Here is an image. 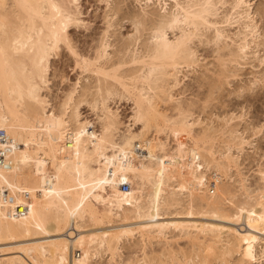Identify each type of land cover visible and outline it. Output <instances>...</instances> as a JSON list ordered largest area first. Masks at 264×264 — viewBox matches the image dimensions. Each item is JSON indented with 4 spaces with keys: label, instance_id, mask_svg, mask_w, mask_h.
<instances>
[{
    "label": "bare ground",
    "instance_id": "1",
    "mask_svg": "<svg viewBox=\"0 0 264 264\" xmlns=\"http://www.w3.org/2000/svg\"><path fill=\"white\" fill-rule=\"evenodd\" d=\"M225 2L174 0L172 12L153 14L147 26L145 17L135 16V29L140 33L139 26L141 31L146 26V38L151 42L145 46L142 42L141 50L129 49L128 56L112 63L107 59V63L105 42H101L103 49L93 46L96 50L91 54L79 51L71 38L69 26L80 23V0H0V129L4 131L0 137V264H91L104 253L115 264H125L117 261L123 239L137 236L146 245L154 240L165 243L176 235L192 243L191 256L195 254L202 263H211L213 256L228 263L234 255L239 264L256 260L255 247L264 235V185H257L256 193L248 198L229 200V208L224 199L234 198L233 191L219 185L211 197L198 193L196 183L201 179H194L195 161L202 159L220 169V164L229 166L234 159L230 153L218 155L216 140L221 127L202 126L205 120L201 114L194 116V103L179 97L184 92L176 93L185 85L189 70L195 73L197 67L206 65L200 64L197 47L191 46L195 37L214 44L230 38L225 34L228 30L220 26L224 19L216 17ZM250 5L247 0L231 3L226 23L236 15L241 18L236 26L243 31L235 33L237 40L230 38L233 47L223 42L216 49L214 68L224 81L234 74L230 66L244 59L248 37L257 33ZM175 29L179 31L175 33ZM62 49L80 73L95 76L92 106H100L104 115L99 134L78 121L80 101L71 106L75 88L56 111L48 110L52 60ZM217 81H209L211 97L221 86ZM112 96L132 102L133 117L142 131L128 130L115 137L117 122L107 106ZM169 104L170 113L161 109ZM152 128L166 140L146 139L144 135ZM230 137L224 140L229 146L234 143V136ZM171 139L175 142L172 148L168 145ZM191 176L195 184L190 183ZM129 180L135 186L127 185ZM175 182L190 194L186 205L178 199L183 193L172 197ZM23 204L27 209L20 213ZM173 213L197 217L156 219ZM182 255L187 261L189 255Z\"/></svg>",
    "mask_w": 264,
    "mask_h": 264
},
{
    "label": "rangeland",
    "instance_id": "2",
    "mask_svg": "<svg viewBox=\"0 0 264 264\" xmlns=\"http://www.w3.org/2000/svg\"><path fill=\"white\" fill-rule=\"evenodd\" d=\"M225 1L226 2L222 7L221 5L219 6L218 9L219 11H217L218 15L216 17L219 20L222 18L224 19V21L220 20L221 21L220 26L221 28L228 30V32L226 31L225 34L227 35L230 34L231 35V36L229 35L230 38L235 41L236 38L238 39V34H236L237 37L236 36L234 37L235 33H237V31L239 30L243 31L242 29H238V26H236L238 25L239 22L241 23V18L234 15L235 18L233 20L231 19L228 22L229 24L226 23L227 17L231 13L230 11L231 3L234 0H225ZM247 2L251 4L250 11H252L251 16L253 17V23L255 24V30H256V31L254 30V33L256 32L257 33L251 36L252 39L250 36H249L250 39L248 37V40H250L249 41L250 45L248 46L249 48L246 49L247 52L244 54L246 56L244 55L242 56L244 59L240 58L241 60H238L240 63L239 62L234 63L233 65L230 66L232 72H234L233 76L231 75L229 78H226L224 81L223 77H219L217 75L215 69L217 68L216 49L218 45L221 44L222 46L224 45L222 43L226 42L231 44V46L229 47H233V41H231L230 38H227L225 40L223 38L224 41L221 42L219 41L218 44H214V42L206 43L204 37L203 39L201 38L202 42L199 40V38L196 39L197 37H195L194 42H192L191 46L194 49L197 47L196 51L198 52L197 56L199 55L198 58H200L199 59L200 64L203 65L204 63L206 65L202 66L204 70L201 67H197L195 73L193 70H189L188 73L186 71L187 69H183V73L187 72L189 78L186 76L184 79L185 85H182L180 89L176 90V93L184 92L183 94H181L182 96L179 95V97H182L183 101L194 103V106L192 108V111L195 114L194 116H199V114H201L199 117L203 121L205 120L203 122L205 124H203L202 126H206L208 128L209 126L212 127L216 126L217 129L221 127L219 129L220 131L218 134L219 139L216 140V149L218 148L217 151L219 152L218 155L224 154L225 152H226L225 154L230 153L233 156L234 163L232 162L229 166H227L228 164L226 165L220 164L223 167L222 168L220 167L219 169L215 167L216 165L213 163L210 164L209 162L206 161H203L202 163V159L201 161L200 159H198L197 161L194 162L193 169L192 167H190L192 164L188 165L189 168L188 170L191 171L190 170L191 168L193 175L195 176V178L191 176L190 183L195 184L197 180H199V178L196 179V177L200 176L201 180L199 181H201L202 183L201 182H197V183H201L202 185L201 184L198 185L197 183L196 185L198 186V188L200 186V189L198 190L197 188V191H199L198 193L199 194L201 193L200 195L202 196L204 195L206 197H211L212 193H214V190L216 189V187L218 188L219 185L221 188L226 189L227 192L233 191L234 198L230 197V199L229 198L227 200L224 199L225 201L224 204L225 205L228 204L227 205L228 207L226 206L227 208H229L232 205V203L229 200L232 199L231 201L234 200L236 201L240 198L241 199L248 198L249 196H252L253 193L254 194L256 193V189L258 188V186L264 185L263 184L264 180L262 179L264 175V171L262 172V170H264V0H247ZM80 5H81L80 13H79L80 23H78L79 25L78 24L70 25L68 29L69 33H71L70 35L71 38L73 39V42L76 44L75 46H77L79 51L87 52V53L90 52L91 54L94 53L93 51L98 49L97 47L98 45L101 46L99 47L100 49L103 46L106 47L108 46V48H106L107 55L105 60L107 61L108 59L110 63H112V60L113 61L117 60V58H119L120 56H124V57L128 56L129 49L131 52L133 50H139L140 48L142 49L143 46H145V43L149 44L151 40L149 41L148 40L149 38H146L149 34V31L147 30L146 26L147 23L150 21L152 15L156 14L158 16H163V15L166 16L170 12H172L175 8L174 0H80ZM135 16L137 17L142 16L143 19L144 17L146 18L145 19L146 28L143 27L144 30L141 31L142 27L139 26L140 33L135 29L133 24L132 19L135 18ZM237 18H239L240 21H237L238 20ZM234 21L235 22L237 21L238 23L237 22L235 23ZM242 21H244V19ZM177 31H179V29H177ZM177 31L175 29V33ZM209 32L212 33L211 31ZM209 32H207V34H210ZM137 33H139L138 35L140 38L137 37ZM169 35L170 38L173 37L172 36L173 34L171 32H169ZM133 37L135 40H133ZM252 40H254L255 42L251 43ZM101 42L102 43L105 42L103 43L104 44L103 46ZM135 42L136 44H134ZM141 43L143 46L141 45ZM65 52L66 51L62 49L59 57L54 56L55 58L54 59L52 58L53 59L52 62L53 61L54 62L52 64V68L50 69L49 84H50L51 92L49 96L47 95L50 103L48 106V110L49 112H51L52 110L56 111L60 107L62 102L66 99V94L70 90L75 88L73 93L74 100L71 101V106L73 105L76 106V103L80 101V103L77 106V113L79 114L77 118L78 121H80L81 123H87L91 125L93 131L99 134V132L101 131L100 130L102 123L101 120L104 115L100 111V106H98L97 108H94L92 106L93 98H94L93 93L96 90L94 88L95 76L91 72L80 73L79 68L74 66V61L72 58H70L69 53L68 52L65 53ZM225 52L226 50H224L223 53ZM108 61L107 63H109ZM132 66L133 65H129V67ZM208 76H210V78ZM206 78L209 80H207ZM216 79H218V81ZM209 81L210 82L217 81L218 85H221L219 86V88H217L218 91L215 88L212 97L211 95H209V92H207L210 90ZM222 82L225 83L222 84ZM191 99L194 101H192ZM205 100L206 103H204ZM107 106H108V111H110L113 114V118L117 122V130L114 132L117 135H115V137H119V135H121V137L122 135H126L128 130L135 133H138L143 130L141 123L136 121L133 117V113H132L133 105L130 100L126 98H119L117 96H112V98H110L107 101ZM164 106L165 105H162L161 109L162 110L165 109L167 110V112L170 113L171 105L169 104L166 105L165 107ZM71 111L73 112L72 108L68 110L69 114H71ZM225 123L228 124L229 126L226 125ZM144 136L149 141H151L155 137H160L161 139L166 140V138H164L165 137L164 135L155 133L154 128H152ZM230 136L234 138L232 139V142L234 143L232 144L230 142V144L232 145L229 146L226 144L224 140L229 138ZM172 141L173 139H171L168 142L170 148H172L175 145L174 144L175 142ZM235 143L236 145L241 144L242 146L237 145V147H239L237 148L234 145ZM226 146H228L229 148ZM221 147L222 149H219ZM220 160L224 161V162L219 161L220 163L225 164L226 162L225 160L223 159ZM260 169H262L261 172ZM193 178L196 179L195 180L196 182L193 181L194 180ZM131 181L132 180L126 182L127 185L135 186L134 181L133 183ZM173 181L175 180L173 179ZM239 181L242 182L240 183ZM173 184L170 185L171 187L172 186L175 187V188L172 187V190L173 191L175 190L176 192H174L175 195H173L172 197L175 196L179 197V195L183 193L178 199L184 200L181 202L183 203V205H186L187 200L189 201L190 198V194L188 190L185 189V187H182L183 189H185L183 192L182 191L183 189L181 190L179 188L180 186H178L177 183L175 185ZM242 184L245 185L244 186L245 188L243 187ZM127 185H123L122 188L126 189ZM263 188L264 186L262 187V189ZM178 190H180V192ZM178 192L179 194L176 195V193ZM229 203H231L230 206ZM172 210H174V207ZM196 217H197L196 215H192V216L186 214L177 215L173 213V214H165V215L157 216L156 219L158 220L164 218L190 219ZM146 219L148 220L155 219V217L146 218ZM175 233L176 232H174L173 234ZM136 237L135 239L131 238L129 240L123 239V241L120 244V248L118 250V254H120L118 255L120 259H118L119 257H117L118 262L123 261L125 262V264L127 263L128 264H172V263L173 264H179V263L207 264L206 262L202 263L201 260L199 262L200 258L199 257L197 258L195 254L194 256H191L194 252L191 253L190 250L191 248L192 249L194 248L192 246L190 247V244L192 245V243H188L187 241L188 239L186 238L183 239L182 237H177V235L172 236V238L170 236L167 242L164 241L165 243H162L163 241L160 242V240L159 241L154 240L155 242L153 241L152 244L148 243L145 245L143 242L139 241V239ZM166 243L170 245L169 248ZM162 247L166 248L167 251L169 250L168 254L167 251H165V249ZM170 248L171 249L175 248L176 250L174 249L175 251L174 250L170 251ZM178 250L181 251L180 252L181 254L179 253ZM255 251H256V260L253 261L252 264H264V256H263L264 235H261V242H259V244L256 245ZM186 253L187 255L191 256L190 258L188 256L187 261H185V259L187 258L183 259L184 255H182V254L186 255ZM171 254L176 259L174 258L173 260L170 259L172 258ZM169 255L170 257L168 258ZM0 256H1V252H0ZM109 257H110L109 253L108 254L104 253L102 256H99V258L98 257L94 258V261L92 260L91 264H95V263L107 264L108 261L110 264H115L112 260H110ZM147 257L150 258L153 257L151 259H153L154 261L151 262L150 261L151 259L149 258V263H147L148 262ZM213 257H211L213 259L209 261L211 262L209 264H226V263L239 264L238 255L232 256L233 258L231 257L232 259H229V263L222 261L219 258L216 259L215 256ZM179 259L180 260L183 259L182 263L181 261L177 262V260ZM197 261L199 263H197Z\"/></svg>",
    "mask_w": 264,
    "mask_h": 264
},
{
    "label": "built area",
    "instance_id": "3",
    "mask_svg": "<svg viewBox=\"0 0 264 264\" xmlns=\"http://www.w3.org/2000/svg\"><path fill=\"white\" fill-rule=\"evenodd\" d=\"M3 132H4L3 129H0V137H3ZM2 159H3V157H2V155H0V161H2ZM22 207H23L22 210L19 211L20 213H24V211H26L27 205L26 204H23Z\"/></svg>",
    "mask_w": 264,
    "mask_h": 264
}]
</instances>
